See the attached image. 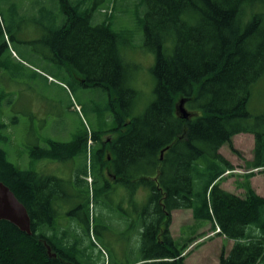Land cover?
<instances>
[{
	"label": "trees",
	"instance_id": "1",
	"mask_svg": "<svg viewBox=\"0 0 264 264\" xmlns=\"http://www.w3.org/2000/svg\"><path fill=\"white\" fill-rule=\"evenodd\" d=\"M141 1L143 46L154 54L155 89L140 115L132 116L128 105L137 93L127 85L109 19L93 24L92 9L59 0L64 20L45 40L52 61L82 75V86L103 87L109 96L116 137L91 150L90 163L102 169L109 150L114 181L130 196L139 188L147 191L140 257L132 264H184L187 245L176 248L169 230L172 212L179 209L191 210L194 220L209 221L212 231L218 228L217 235L233 241L228 253L222 249L218 264H262L264 197L248 184L244 197L222 189L225 174L234 169L219 153L227 145L240 156L232 138L252 134L254 159L248 167L264 169V116L251 123L248 111L252 88L264 75V17L251 12L260 0ZM3 67L0 61V71ZM4 100L2 92L0 106ZM180 102L188 118L178 113ZM4 129L0 119V143L7 140ZM103 132L92 133V140ZM86 142L85 135L67 143L48 141L49 148L35 147L30 157L85 159ZM85 174L78 171L77 182H85L80 178ZM0 181L30 220V235L0 220V264H88L56 226L63 180L19 169L0 146ZM104 189H111L108 181Z\"/></svg>",
	"mask_w": 264,
	"mask_h": 264
},
{
	"label": "rangeland",
	"instance_id": "2",
	"mask_svg": "<svg viewBox=\"0 0 264 264\" xmlns=\"http://www.w3.org/2000/svg\"><path fill=\"white\" fill-rule=\"evenodd\" d=\"M69 1L72 5L80 3L81 8L92 9L93 24L109 19L111 29L118 36L127 85L137 93L128 105L133 107L132 116L140 115L153 101L155 89L151 72L154 54L143 46L141 20L145 8L142 1ZM254 4L251 12L264 17V0ZM60 5L59 0H0L1 38L16 54V58L7 56L0 60L4 66L0 71V93L3 72L7 70L13 78L9 83L13 90L9 97L5 95L0 106V119L5 124L3 133L7 137L0 146L7 160L19 169L54 176L65 182V193L57 196L55 202L56 226L59 232L65 233L66 244L82 255L80 258L77 254L81 263L132 264L140 257V212L147 191L139 188L130 196L121 183L105 175L106 168V173L113 176L108 162L111 160L109 150L105 151L103 160L108 161L102 169L90 163L91 150H98L107 138L116 137L111 131L116 121L108 106L110 99L105 88L82 86V75L52 61L45 40L49 38V31L64 20ZM181 107L184 105L180 102L178 112ZM248 111L251 123L256 117L264 116V75L252 88ZM97 132L103 133L93 141L92 133ZM84 135L87 140L85 159L81 155L63 162L30 157L35 147L49 148L48 141L67 143ZM232 143L240 156L233 154L227 145L220 148L219 153L234 169L225 174L220 187L244 197L248 184L257 195L264 197V169L248 167L254 159V136L237 134ZM81 170H86L80 177L85 182L76 180ZM249 175L252 176L247 177ZM106 181L110 183V190L104 189ZM179 213L175 215L176 221L171 216L170 233L176 248L187 245L182 253L184 264H218L222 249L228 253L231 248L222 246L220 241L225 238H217L210 228H203L201 223L206 221L194 220L189 211Z\"/></svg>",
	"mask_w": 264,
	"mask_h": 264
},
{
	"label": "water",
	"instance_id": "3",
	"mask_svg": "<svg viewBox=\"0 0 264 264\" xmlns=\"http://www.w3.org/2000/svg\"><path fill=\"white\" fill-rule=\"evenodd\" d=\"M188 118L187 112L181 107L178 112ZM0 220H5L17 227L21 232L30 235V220L26 209L14 194L0 181Z\"/></svg>",
	"mask_w": 264,
	"mask_h": 264
},
{
	"label": "flooded vegetation",
	"instance_id": "4",
	"mask_svg": "<svg viewBox=\"0 0 264 264\" xmlns=\"http://www.w3.org/2000/svg\"><path fill=\"white\" fill-rule=\"evenodd\" d=\"M7 56H10V57L14 58V57L12 56V54H11V50L9 49L8 44L2 40L1 35H0V60H1L2 57H5V58H6ZM10 62H11V65L14 66V62L12 61V59H11ZM3 70H4V68H3ZM3 70H1V72H2ZM1 72H0V73H1ZM2 77H3V81H2V79H1V85H2V88H1V89H2V92H3V94H5L7 97H9V95H10V91L13 90V88L10 89V85H9V83H10L11 81H13V78L9 76V72H7V70L3 72V76H2ZM113 134H114V133H113ZM113 134H112V135H113ZM114 135H115V134H114ZM113 139H114V137H113V138H107V140L104 141V142H102V143H105V142L110 143V142H112ZM104 170H105V171H104V172H105V175H108L109 178L111 177V178L114 179V177H112L111 174L108 173V171H107V173H106V168H105Z\"/></svg>",
	"mask_w": 264,
	"mask_h": 264
},
{
	"label": "crops",
	"instance_id": "5",
	"mask_svg": "<svg viewBox=\"0 0 264 264\" xmlns=\"http://www.w3.org/2000/svg\"><path fill=\"white\" fill-rule=\"evenodd\" d=\"M113 179V178H112ZM180 211H184V209H179V210H174L173 212H172V220L174 221L175 220V215L176 214H180L179 212ZM186 211H189L190 213H191V215H192V212H191V210H186ZM176 221V220H175ZM201 225H204L203 226V228H205V229H209L210 228V230H212V225H211V223L209 222V221H206V222H203V223H201ZM172 226H173V222L170 224V232H172ZM204 229V230H205ZM171 235H172V233H171ZM220 237H222V236H219V235H217V238H220ZM221 240V239H220ZM220 242H222V246H231L232 247V245H233V241H231V240H227V239H223V240H221ZM226 248V247H225ZM227 249V248H226ZM231 249V248H230ZM217 264V263H216Z\"/></svg>",
	"mask_w": 264,
	"mask_h": 264
},
{
	"label": "built area",
	"instance_id": "6",
	"mask_svg": "<svg viewBox=\"0 0 264 264\" xmlns=\"http://www.w3.org/2000/svg\"><path fill=\"white\" fill-rule=\"evenodd\" d=\"M217 231H219V230H217Z\"/></svg>",
	"mask_w": 264,
	"mask_h": 264
}]
</instances>
